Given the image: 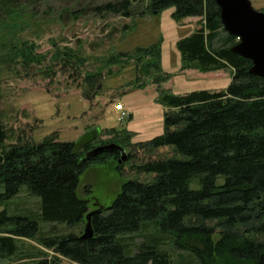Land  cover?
Returning <instances> with one entry per match:
<instances>
[{"label":"trees","instance_id":"trees-1","mask_svg":"<svg viewBox=\"0 0 264 264\" xmlns=\"http://www.w3.org/2000/svg\"><path fill=\"white\" fill-rule=\"evenodd\" d=\"M20 2L0 1V24L5 31L0 48L9 66L20 58L22 62L17 63L30 69L47 61L48 55L34 57L35 45L16 39L13 22L31 19L13 9ZM144 2L153 15L174 7L176 22L200 18L201 29L177 43L182 69L231 70L229 86L219 93H165L161 98L167 108L164 132L147 142H131L133 147L119 143L129 160L135 159L133 148L149 152L168 146L188 159L163 157L133 166L154 174L155 181L125 183L113 204L102 205L103 210L92 217L93 239L74 232V228L84 229L91 212L90 201L78 193L80 178L92 164H103L107 158H113L118 172L122 165L118 153L84 158L91 149L113 141H97L75 154L74 143L60 142L58 134L41 142L19 138L11 144L13 133L0 125V204L18 197L23 187L41 200L36 220L0 211L1 259L18 258L21 240L26 239L56 255L37 264H60L59 258L76 264H190L195 260L197 264H264V79L249 73L251 61L231 52L238 40L224 32L216 0H122L97 11L131 18ZM7 31L15 41L8 40ZM223 33L226 38L216 45ZM54 49L44 71L73 73V78L82 80L86 99L100 95L103 72L82 73L88 60L81 50L58 49L56 44ZM147 51L135 50L138 56ZM159 65L153 61L144 69L150 75L160 70ZM220 178H224L221 185ZM193 183L199 189H192ZM40 222L65 224L72 232L46 235L40 231ZM158 231L165 237L155 236Z\"/></svg>","mask_w":264,"mask_h":264},{"label":"rangeland","instance_id":"rangeland-1","mask_svg":"<svg viewBox=\"0 0 264 264\" xmlns=\"http://www.w3.org/2000/svg\"><path fill=\"white\" fill-rule=\"evenodd\" d=\"M20 1L13 9L20 13L18 15L31 19L13 22L16 27L14 35L21 42L29 41L35 45L34 57L48 55V60L25 69L17 63L22 62L19 58L9 66L6 53L0 48V125L13 133L11 144L17 143L19 138L32 143L41 142L54 134H58L60 142L75 144L81 135L95 128H99L101 134L94 143L113 141L131 146V142H147L164 132L163 117L167 108L161 98L165 93L183 95L196 90L219 93L232 80L231 70L203 73L196 69H182L177 43L200 30L201 19L187 18L176 22L172 18L174 7L153 15L144 2L134 9L131 18H125L97 11V8L122 0ZM250 1L256 11L264 13V0ZM2 25L0 35L5 32H2ZM226 34H222L216 45L222 44L220 40L225 39ZM10 36L7 31L8 40L15 41ZM55 44L58 49L81 50L80 54L88 60L82 73L103 72L100 95L86 99L81 90L82 80L73 78V73L44 71L55 55ZM142 48L148 50L143 53L144 57L136 54L137 49ZM122 52L130 56L120 57ZM140 57L142 61H139ZM112 61L116 63L111 64ZM153 61L160 64V70L149 75L144 67ZM159 78L164 81L157 83ZM120 104L130 112L129 116L120 118L121 112L116 109ZM138 150L139 147L136 151L132 149L135 159H128L119 172L112 157L103 164H92L84 172L78 193L90 201L91 212L97 209L95 205L98 203L111 206L129 181H155L154 174L140 172L133 166L163 157L188 159L175 153L172 146L149 152ZM223 182L224 178L218 180L219 185ZM191 188L199 189V185L193 183ZM40 206L41 200L23 187L18 197L0 204V211L6 209L10 216L36 220ZM83 230V227L74 228L76 233H83ZM40 231L46 235L72 232L65 224L44 222H40ZM154 233L156 236L160 231ZM162 237L165 235L160 234L159 239ZM21 242L20 256L11 261L0 258V264H37L44 257L50 261L56 258L39 242L26 239ZM59 259L60 264H76ZM191 260L195 259L191 257ZM175 261L178 262L179 258L175 257ZM190 264H197V261Z\"/></svg>","mask_w":264,"mask_h":264},{"label":"water","instance_id":"water-1","mask_svg":"<svg viewBox=\"0 0 264 264\" xmlns=\"http://www.w3.org/2000/svg\"><path fill=\"white\" fill-rule=\"evenodd\" d=\"M220 11L221 21L225 32L238 39V43L231 48V52L252 62L249 73L264 79V13L256 11L250 0H216ZM101 130H90L76 141L74 153L78 154L94 143L100 136ZM105 153H118L119 165L128 161L126 150L115 143L102 145L91 149L85 155L90 160ZM96 210L86 217L83 239H93L94 230L92 217L103 210L101 204H96Z\"/></svg>","mask_w":264,"mask_h":264},{"label":"built area","instance_id":"built-area-1","mask_svg":"<svg viewBox=\"0 0 264 264\" xmlns=\"http://www.w3.org/2000/svg\"><path fill=\"white\" fill-rule=\"evenodd\" d=\"M117 111L121 112L120 118H124L125 116H129L130 112L124 109L123 104L116 106Z\"/></svg>","mask_w":264,"mask_h":264},{"label":"crops","instance_id":"crops-1","mask_svg":"<svg viewBox=\"0 0 264 264\" xmlns=\"http://www.w3.org/2000/svg\"><path fill=\"white\" fill-rule=\"evenodd\" d=\"M10 263V262H9Z\"/></svg>","mask_w":264,"mask_h":264}]
</instances>
